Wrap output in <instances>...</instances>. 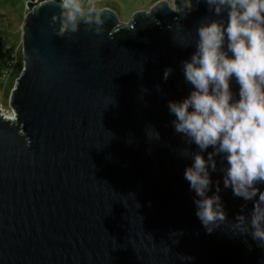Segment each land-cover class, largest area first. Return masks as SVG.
<instances>
[{"label":"water","instance_id":"1","mask_svg":"<svg viewBox=\"0 0 264 264\" xmlns=\"http://www.w3.org/2000/svg\"><path fill=\"white\" fill-rule=\"evenodd\" d=\"M61 2L26 13L12 111L0 107V264H264V248L231 231L253 202L219 170L208 195L218 182L227 222L208 233L196 216L182 152L198 148L168 108L192 90L182 62L195 46L181 45L215 18L206 3L180 18L158 1L128 21L106 5L103 34L59 37Z\"/></svg>","mask_w":264,"mask_h":264},{"label":"clouds","instance_id":"2","mask_svg":"<svg viewBox=\"0 0 264 264\" xmlns=\"http://www.w3.org/2000/svg\"><path fill=\"white\" fill-rule=\"evenodd\" d=\"M55 0H45V3ZM87 2V7L85 6ZM202 0H161L180 18L194 11ZM213 17H205L196 29V38L182 44H194L189 60L182 62L189 95L180 101H169V112L176 133L198 151L183 150L191 156L184 179L198 199L196 216L208 233L227 222L220 188H212L211 172L223 173L225 188L245 201H252L248 214H238L231 222L233 233L250 235L264 248V0H203ZM59 15L51 25L59 24V37L81 30L97 35L105 32L103 10L92 0H62ZM189 37L191 32H188ZM231 54V55H229ZM171 74L166 69L165 79ZM235 79L239 93L230 88ZM149 136L159 138L150 130ZM211 148L212 151H208ZM204 153H207L205 158ZM219 157V161L217 160ZM226 162V163H225ZM246 205L241 206V212Z\"/></svg>","mask_w":264,"mask_h":264},{"label":"rangeland","instance_id":"3","mask_svg":"<svg viewBox=\"0 0 264 264\" xmlns=\"http://www.w3.org/2000/svg\"><path fill=\"white\" fill-rule=\"evenodd\" d=\"M158 1L161 0H96L92 2L96 8H101L107 4L111 5L120 21H128L134 13L148 10ZM168 1L172 4L173 0ZM26 2L27 0H0V26L6 33L9 32L6 35L7 40L14 47H18L21 53L7 85L5 86L0 81V107L9 111H12L9 104L10 93L16 77L24 66L21 35L24 17L29 10ZM85 6L87 7V2Z\"/></svg>","mask_w":264,"mask_h":264},{"label":"built area","instance_id":"4","mask_svg":"<svg viewBox=\"0 0 264 264\" xmlns=\"http://www.w3.org/2000/svg\"><path fill=\"white\" fill-rule=\"evenodd\" d=\"M92 1H96V0H92ZM23 49V47H22ZM20 49L18 47H14L12 46L7 54L6 60H5V64L1 69L0 72V80L2 81V83L6 86L7 83L9 82L11 76H12V71L16 65V62L20 56ZM2 108V107H1Z\"/></svg>","mask_w":264,"mask_h":264},{"label":"trees","instance_id":"5","mask_svg":"<svg viewBox=\"0 0 264 264\" xmlns=\"http://www.w3.org/2000/svg\"><path fill=\"white\" fill-rule=\"evenodd\" d=\"M39 1L41 0H27L26 2L27 8L29 7L30 9L32 6H34ZM0 17H1V14H0ZM7 33L9 34V32ZM7 33L0 26V72H1L2 67L5 64L8 51L13 46L11 43H9V41L6 38V35H8Z\"/></svg>","mask_w":264,"mask_h":264},{"label":"crops","instance_id":"6","mask_svg":"<svg viewBox=\"0 0 264 264\" xmlns=\"http://www.w3.org/2000/svg\"><path fill=\"white\" fill-rule=\"evenodd\" d=\"M107 5H109V4H107ZM111 6V5H110ZM104 7V6H103ZM112 7V6H111Z\"/></svg>","mask_w":264,"mask_h":264}]
</instances>
